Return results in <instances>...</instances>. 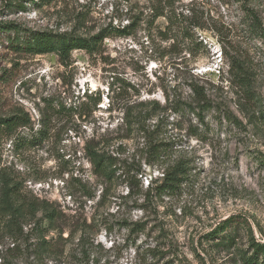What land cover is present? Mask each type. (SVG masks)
Wrapping results in <instances>:
<instances>
[{"label": "rangeland", "instance_id": "obj_1", "mask_svg": "<svg viewBox=\"0 0 264 264\" xmlns=\"http://www.w3.org/2000/svg\"><path fill=\"white\" fill-rule=\"evenodd\" d=\"M243 1L0 0V23L113 33L96 55L74 50L66 68L55 53L13 50L15 35L0 31V116L31 119L1 134L0 170L22 184L26 199L48 200L65 214L64 239L48 222L41 232L60 255L39 247L37 218L17 235L0 218V264H243L252 236L264 242V40L250 29ZM168 4L184 14L173 31L180 42L186 30L203 41L195 57L162 37L166 17L152 24V8ZM249 4L264 25V0ZM130 24V34L118 33ZM234 61L250 73L252 93L230 70ZM190 74L206 84L213 107L204 122L195 113H172L160 134L170 144L163 166L182 161L189 169L178 190L160 194L161 164L146 162L147 144L126 130L121 108L163 101V89L188 90ZM92 92L100 103L73 114L69 107ZM103 137L115 157L112 180L94 173L84 150ZM233 215L237 222L217 232ZM75 222L92 224L84 244L81 232L67 239Z\"/></svg>", "mask_w": 264, "mask_h": 264}, {"label": "trees", "instance_id": "obj_2", "mask_svg": "<svg viewBox=\"0 0 264 264\" xmlns=\"http://www.w3.org/2000/svg\"><path fill=\"white\" fill-rule=\"evenodd\" d=\"M250 1L244 0L242 5L247 16L246 21L250 29L257 32L264 40L263 22L259 18L257 11L249 4ZM152 11L150 15L152 17V24L160 17H166L168 21L166 29L160 30L162 37L167 39L173 38L174 45L181 43L184 50L189 51L190 56L195 57L200 46L203 45V41H198L194 38L192 32L186 30V39L180 42L177 35L173 33L176 21L184 14L178 12L173 5L158 6L152 8ZM132 25L130 24L119 28L118 33L120 35L130 34L129 28H132ZM150 26L152 25L150 24ZM0 31L15 35L9 42L13 50L17 52H30L36 55L55 53L58 56L59 62L66 68L72 65V52L74 50H84L90 55H96L101 52L104 39L113 34L103 29L97 34L83 36L72 31L28 28L22 24L10 21L0 23ZM153 36V34H150V37ZM230 70L235 73L236 77H239L240 85L244 91L247 94L252 93L250 73L245 66L240 62L234 61ZM187 89L176 88L174 92L163 89L161 92L163 101L158 98L141 100L139 102L133 101L128 102L121 108L123 111V124L126 126V130L132 134L140 135L147 144V150L145 152L146 162L149 164H161L162 172L160 173L162 175L160 179L162 183L157 186V192L160 194H173L175 190H178L189 169L188 165L182 161L163 166V163L166 162L169 155L170 144L165 142L163 138H160V134L167 126L172 113H195L204 122V116L202 115L206 110L213 107V100L209 94V89L205 83L201 82V78L190 74ZM84 97L86 99L79 102L76 101L75 104L69 107L74 112L73 114L79 112L80 116H82L90 110L92 105L97 106L102 100L101 95L96 92H92L91 94L86 93ZM30 123L31 119L27 115L24 116V114L0 116V138L2 133L13 134L17 126H26ZM46 128V124L43 123L40 130L44 132ZM109 141V137H103L98 142L96 139H92L86 142L84 150L94 167V173L112 180L117 170L114 162L115 157L106 149V144ZM132 189V186H130L128 193ZM39 212H41V216L38 218L37 215ZM64 216V212L48 200L34 198V200L30 201L26 199L22 184L8 174L5 169L0 170V218L1 220L4 219L3 228L9 233L15 235L24 233L23 223L29 217L37 218L35 227L42 234L39 247L47 252L59 254V251L53 250L51 240L46 239L41 232L44 229V222H48L49 228L59 231V238L64 239ZM238 217L240 216H230L224 222L223 226L216 231L227 230L233 223L237 222ZM244 221L248 223L245 218ZM91 227L92 224H87V222L83 224L75 222L70 228L71 230L67 239H71L76 233L81 232L79 244H84L87 239V230ZM140 230L141 228L139 226L138 228L132 229V231ZM251 232L253 234L252 229ZM230 239L233 240V237H230ZM251 239L253 253L244 254L242 256V263L264 264V242H257L253 236Z\"/></svg>", "mask_w": 264, "mask_h": 264}]
</instances>
